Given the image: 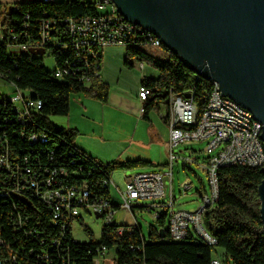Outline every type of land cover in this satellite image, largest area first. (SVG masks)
Wrapping results in <instances>:
<instances>
[{"label": "trees", "instance_id": "trees-1", "mask_svg": "<svg viewBox=\"0 0 264 264\" xmlns=\"http://www.w3.org/2000/svg\"><path fill=\"white\" fill-rule=\"evenodd\" d=\"M10 6L13 7L10 9ZM99 13L96 3L89 0L51 2L27 0L12 5L0 3V21L6 31L4 40L0 42V77L24 93L28 92L27 95L31 98L42 101V108L38 112H32L29 124L23 125L22 120L15 119L8 122V131L15 137L17 151L31 153L38 150L47 165L66 170L67 174L63 176L66 184H87L94 196L111 199L112 204L117 206L110 187L105 184L114 170L135 167L155 168L156 164L142 158L101 162L76 145L77 129L58 127L50 121L52 115H69L73 94L82 93L101 102H107L109 84L98 77L93 78L91 85L87 86L79 76L64 75L63 78L55 76L58 68L64 67L67 60L73 57L77 61L84 60L77 59L75 50L64 52L59 48L50 47L52 46L50 41L56 38L64 40L65 26L60 23L57 24L60 31H52V39L46 43L48 48L46 52L51 51L56 60L57 67L54 71L46 68L41 55L31 51L43 49L35 46H31L26 51L12 49V45H33L40 42L44 19L60 22L68 17L80 18ZM126 48L124 63L130 68L134 66L132 58L149 57L144 51L147 47L142 45H127ZM161 48L166 53L164 58H150L159 76L142 79V84L150 90L149 97L144 101L143 117L149 120V115L155 108L162 103L168 104L171 93L185 96L191 91L194 93L193 100L200 117L208 103V95L213 83L199 78L185 66L176 53L163 45ZM92 60L102 63L103 52ZM0 101L11 103L1 99V94ZM9 112L11 116L14 115V111ZM22 132L26 136L32 133H44L48 141L47 137L46 141L41 139L42 134H36L37 145L32 146L27 137H21ZM218 175L219 197L215 206L210 208L204 217L208 231L216 239L215 245H210L193 234H189L182 241L169 239L168 216L166 211H161L160 216L155 219L156 225L150 226L148 238L143 235L141 226H127L114 222L104 223L99 241L80 242L74 238L69 222L63 231L61 247L58 250L48 249V257L45 259L21 254L16 264H96V258L103 247L107 251L115 249V264H210L216 247L223 248L225 259L234 264H264V227L258 191L264 179L262 167L223 166L219 169ZM5 201L6 197L0 195V202ZM32 201L34 207H31L30 212L34 216L39 213L35 205L40 207V211H45V214H42L44 219L37 230L49 242L58 235L59 227L51 224L50 214L43 203L34 199ZM34 220L36 221V218H33V224ZM77 220L83 224L85 231L92 235L88 226L83 223L82 216ZM117 229L125 231L119 235ZM161 229L164 230L163 236L160 233ZM3 230V233L10 238L11 244L17 248V243L11 238L10 230L6 226ZM21 240L20 243H26L23 236ZM29 245L39 247L32 241H29Z\"/></svg>", "mask_w": 264, "mask_h": 264}, {"label": "built area", "instance_id": "built-area-1", "mask_svg": "<svg viewBox=\"0 0 264 264\" xmlns=\"http://www.w3.org/2000/svg\"><path fill=\"white\" fill-rule=\"evenodd\" d=\"M96 7L100 12L96 15H85L80 18L68 17L60 22L44 19L41 26L42 39L40 42L33 45H12V49L26 51L31 46H35L46 52L48 49L46 43L52 39V31H60L57 26L60 23L65 26L64 40L56 38L50 41L52 42L50 47L59 48L64 52L82 50V53L85 54V61H77L74 57L67 60L63 67L64 75L79 76V79L89 86L93 78H102V63L97 60L93 62L92 59L99 57L107 46L127 47V44H137L151 49H159L163 45L162 41L154 37L150 31L126 20L118 11L113 0H98ZM2 27L0 21V42L4 40L6 33ZM82 66H84V70L81 68ZM140 66L144 67L143 61ZM55 76L57 77V75ZM15 89V93L12 94L14 95L13 103L0 101V195H6V202H0V264H16L21 254L35 255L38 259H45L48 257V249L58 250L61 247L63 231L68 223L70 222L73 227L74 221L82 216L81 208L75 207V200H83L84 204H88V207L96 209L97 217L106 224L116 222V215L120 209L130 210L134 214L133 208L138 201L149 200L151 203L147 205V209L154 210L156 218L160 216L161 210L166 211L169 239L182 241L189 234H193L210 245L216 244V239L208 231L204 217L205 213L215 206L219 197L218 171L223 166H251V159H256L250 147L242 146L241 134L222 128L223 115H226L223 113V105H233L235 115L238 110L236 102L222 95L220 85L219 96H212L211 92L209 93L212 106H206L200 117L192 91L190 92L191 98L171 93L167 118L169 169L136 172L126 177L122 187L115 184L111 176L105 184L110 188L112 184L115 185L120 199V203L115 200L117 206L112 204L111 199L94 196L87 184H66L63 180V176L67 174L66 170L47 165L38 150L31 153L17 151L15 137L8 131V119L22 120L23 125L29 124L32 112H38L42 108V101L31 98L18 88ZM149 94V88L141 84L138 97L143 105ZM10 110L14 111V115H10ZM141 112L144 113V106H142ZM258 124L261 135L263 132L262 123L258 122ZM36 134L44 133H32L26 136L22 132L21 137H27L29 144L34 146L37 145ZM260 135L256 139L260 142L261 147ZM45 136L47 137L46 134ZM193 140L205 141L207 150L214 152L204 160V164H200L208 175L210 193L205 191L201 194V205L197 210L185 211L175 208L174 164L180 158V154L175 149L182 143ZM261 149L264 157V148L261 147ZM185 160L198 163V158L190 157ZM189 184V181L184 184L186 189L191 187ZM33 199L45 205L48 214H50L51 224L59 227L58 235L50 239L49 242L37 230L44 219L42 214H45V211H40V207L35 205L39 213L34 216L30 212L31 207H34ZM33 218H36L34 224L32 223ZM67 220L68 222H66ZM5 226L10 230L11 238L17 243V248L3 233ZM124 231L117 229L119 235H122ZM22 236L26 240L25 244L20 243ZM29 241H32L33 244L37 243L39 247L30 246ZM106 252L105 247L99 251L96 264L104 263ZM210 264H229V261L217 257V262H210Z\"/></svg>", "mask_w": 264, "mask_h": 264}, {"label": "rangeland", "instance_id": "rangeland-1", "mask_svg": "<svg viewBox=\"0 0 264 264\" xmlns=\"http://www.w3.org/2000/svg\"><path fill=\"white\" fill-rule=\"evenodd\" d=\"M96 3L98 0H89ZM7 4L6 2H1ZM10 2H8L9 4ZM12 5V4H11ZM125 46H107L104 48V56L101 64V76L103 79L110 80L114 84L113 88L121 90L128 94L136 95L139 89V85L143 77H150L158 75L159 72L151 64L150 58H164L166 53L163 48L151 49L145 48L149 57L145 58H132L134 66L132 68L125 65L124 60L126 58ZM44 65L50 71H54L57 67L55 57L51 51H47L43 55ZM141 61L144 63V67L141 68ZM15 87L9 84L0 77V94L11 95L15 93ZM26 93V92H25ZM28 92L26 93V95ZM79 94H73L71 102L73 103L75 120L79 121L83 119L81 114L82 105L85 103L88 105V114L84 116V120L88 126L94 128V123L97 124V135L102 134L104 131L106 138L105 144L98 141L95 143L96 149H99L103 153L101 158L104 163H110L114 160H127L150 158L155 160V171H166L169 169V130L165 121L161 118L159 111L154 109L150 114V121H146L138 112L133 114H123L114 109L107 108L103 110L100 104L95 103V98L88 99L78 96ZM19 105V104H18ZM93 114V116H92ZM102 114H106L105 127L99 126L103 121ZM90 120V121H89ZM50 121L58 127L68 128V116H50ZM155 130V135L150 134V131ZM84 130H87L85 128ZM82 134H87L82 132ZM80 134L77 142L87 143L89 139L86 136ZM90 135V134H89ZM160 135V137H158ZM180 154V158L174 164V194L176 197L175 208L185 211H195L201 205V194L205 191L210 193V183L206 171L200 164H204V160L212 155L214 152L207 150V143L205 141H187L182 143L175 149ZM198 158V163L188 162L186 158ZM149 160V159H148ZM149 169V167H135L131 169L119 168L114 170L112 174V180L115 184L123 186L125 184L126 177L136 172ZM189 181L190 188H185V183ZM111 194L114 199L120 203L119 195L117 193L114 184L111 185ZM151 201L140 200L134 207V214L127 209H120L116 215V222L118 224L134 226L139 225L142 228L143 235L148 238L149 229L151 225H156L154 210L146 209ZM164 211V210H161ZM83 223L88 226L92 235L88 234L83 224L76 220L73 223L72 234L77 241L90 242L99 241L101 238L102 227L104 221L98 218L96 214L89 213L82 210ZM224 249L216 247L214 255H221ZM116 252L115 249H111L104 255L105 261L102 264H115ZM229 264H234L230 262Z\"/></svg>", "mask_w": 264, "mask_h": 264}, {"label": "water", "instance_id": "water-1", "mask_svg": "<svg viewBox=\"0 0 264 264\" xmlns=\"http://www.w3.org/2000/svg\"><path fill=\"white\" fill-rule=\"evenodd\" d=\"M113 2L126 20L154 33L186 67L249 110L263 124L264 142V0ZM258 191L264 227V179Z\"/></svg>", "mask_w": 264, "mask_h": 264}, {"label": "crops", "instance_id": "crops-1", "mask_svg": "<svg viewBox=\"0 0 264 264\" xmlns=\"http://www.w3.org/2000/svg\"><path fill=\"white\" fill-rule=\"evenodd\" d=\"M21 1H27V0H0V3L6 2L8 4V2H10L9 4H15V3L21 2ZM103 56H104V51H103ZM158 76H159V74L155 75V76H150V77L157 78ZM103 80L105 82H107L110 86V92H109L108 100H107V102H101L95 98L94 99L95 103H97V104L99 103L100 106L103 107V110H106L107 108H111V109H114L118 112H122L123 114H126V115H128V114L135 115V112L137 111L138 114L143 117V113L141 112L143 102L139 99L138 92L136 93L135 96H133L132 94H128V93L123 92L121 90L114 89L113 88L114 84L111 83L110 80H106V79H103ZM141 84H142V80H141L140 85ZM140 85H139V87H140ZM138 91H139V89H138ZM78 96H81L83 98L85 97L88 99L94 98V97L86 96L84 94H80ZM81 105H82V109H81L80 115L83 117V119H80L79 121H77V120H75V118H73L74 117L73 116L74 115V110H73L74 106H73V103L71 102L70 113L68 115V121H69L68 122V128H74V129L78 130V134H77V137L75 140V143L78 147L82 148L83 150H85L86 152H88L89 154H91L92 156H94L95 158L100 160L101 162H103L101 158L103 157V159H104L105 155L103 153H101L99 149H96V147H95L96 143L95 142L98 140L102 144H105V142H107L106 138L103 137V136H105L104 131L102 132V134L97 135V130H98L97 124L94 123V126H95L94 128L88 126V124L85 122L87 119L84 120V118H85L84 116H86L89 113L88 112L89 107L87 104H85L83 102L81 103ZM155 109H157L159 111L161 118L165 121L167 128L169 130V125H168V120H167V118H168V104L162 103ZM92 116H93V114H92ZM149 117H150V115H149ZM100 119H103V121H101L99 126H102L104 128L105 122L107 119L106 114H102V118H100ZM150 119L149 120L145 119V120L150 121ZM85 128H87V130H84ZM83 131H84V133H87V134H85V135L82 134ZM80 134L86 136V138L89 139V142H87V143L77 142ZM150 134H152V140H154L153 136L155 135V130H153V128L150 131ZM158 137H160V135H158ZM148 159H149V161L155 163V160H151L150 158H147L146 160H148ZM143 171H155V168L149 167V169H146ZM159 171H161V170H159ZM214 257L225 258V250L223 251V253L221 255L220 254L214 255ZM104 261H105V259H104Z\"/></svg>", "mask_w": 264, "mask_h": 264}, {"label": "bare ground", "instance_id": "bare-ground-1", "mask_svg": "<svg viewBox=\"0 0 264 264\" xmlns=\"http://www.w3.org/2000/svg\"><path fill=\"white\" fill-rule=\"evenodd\" d=\"M151 34H154L151 32ZM154 37H157L154 34ZM157 39H160L157 37ZM161 40V39H160ZM127 45H137V44H127ZM141 46V45H140ZM143 47H146L142 45ZM77 53V59L85 61V54L82 53V50H75ZM57 78L64 76V68H58L56 71ZM197 75V74H196ZM199 78H202L201 76L197 75ZM203 79V78H202ZM213 83V88L210 91L212 96H219V83L216 81H211ZM211 95H208V103L206 106H212V99ZM1 99L10 101L11 103L14 102V95H1ZM235 102V101H233ZM237 110L235 115V108H233V105H223V113H226V115H223L222 120V128L225 130L233 131L235 133L241 134L242 137V146L250 147L252 150V154H254V157L256 159H251V166H259L264 167V157L261 147L264 148V142L261 138V147L260 142L257 141L258 135H260V126L258 124V120L254 118V115L247 110L246 108H243L239 104L236 103ZM12 119H8V122ZM243 123H242V122ZM262 130H263V124H262ZM262 134V133H261ZM41 139L43 141H46V136L44 134L41 135ZM3 197H6V195H2ZM4 199V198H3ZM6 202V201H5ZM75 207L81 208L82 210H85L89 213L96 214L97 210L93 209L92 207H88V204H84L83 200H75ZM211 262H217V257H214Z\"/></svg>", "mask_w": 264, "mask_h": 264}]
</instances>
